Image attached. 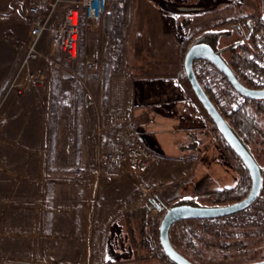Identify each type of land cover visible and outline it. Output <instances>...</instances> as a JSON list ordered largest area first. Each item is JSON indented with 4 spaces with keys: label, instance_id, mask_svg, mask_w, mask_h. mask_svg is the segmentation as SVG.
Instances as JSON below:
<instances>
[{
    "label": "rangeland",
    "instance_id": "1",
    "mask_svg": "<svg viewBox=\"0 0 264 264\" xmlns=\"http://www.w3.org/2000/svg\"><path fill=\"white\" fill-rule=\"evenodd\" d=\"M32 2L34 0H8L0 3V131L2 130L0 134L6 133L7 135L6 137L0 136V264L5 261L39 264H133V250L126 248L120 240H115V243V241L112 242V239H107L105 249L101 248L100 243H96L97 246L92 244L86 247L83 241V231L85 230L82 224L83 218L77 209L75 212L78 213L74 212V215L66 216L65 206L68 203H58L57 205L60 208L58 209V222L67 229L66 234L54 235L56 239H59L58 241L46 240L44 235L39 234L37 237L39 248L30 250L29 237L24 238L17 233V152L15 153L16 148H14L17 147V144L10 135L13 134L14 127L18 130L20 123L23 128L36 129L37 124L39 125L41 119L45 117L49 98L53 96L55 99L61 100L68 93L71 81L70 76L65 72V67L68 66L65 63L64 67L59 68L45 64L43 65L44 71L47 73L45 86L32 87L23 94L11 92L6 98L4 97L12 74L24 54L30 22V17L26 14V7ZM194 2H197V6L192 5L191 0H106L102 25L99 29L91 30L81 23L79 29L80 56H88L95 63L93 70L87 73L84 72L81 63L75 66V70L80 76L98 77L88 83L93 99L102 102L104 107L109 99L113 98L119 101L117 88L120 81H127L128 77L125 72L115 73L116 71H113L116 61L114 54L119 52L120 55H125L127 51L125 39L121 43L104 37L103 32H106L111 20L117 24L116 27L119 26L118 33L125 38L130 25L137 19L142 27L138 38L146 36L147 52L156 54L160 45L159 39H173L176 36L179 37L181 33L190 37L206 30L221 32L218 46L224 47L243 38L247 32V25L245 23L236 24L233 22L235 19L246 15L264 16V0H194ZM150 38H154L155 43H152ZM244 45L249 46V40L244 41ZM224 57L228 60L227 52L224 53ZM54 59L57 63L61 62L59 51L56 48H54ZM177 66L183 77V68L179 62ZM105 67L107 69L109 67V71L107 70L106 73L104 72ZM111 72L114 73L111 74ZM97 80H101V84H96ZM188 85V82L185 81L184 86L187 88ZM188 93L195 99L191 90H188ZM21 104L23 108L17 114H21L24 122L18 118L14 123L11 121L12 114ZM199 107L203 111L202 116H204L207 126L212 128L215 142L219 143L232 167L238 171V157L231 149H225L221 136L213 127L200 104ZM116 110L121 111L120 108ZM257 119L258 123L264 127L263 115H258ZM252 149L255 150V145H252ZM252 152L254 156H258L257 160L264 168L263 153ZM99 168L114 175L112 178L118 174V172H112L105 167L99 166ZM146 173L133 171L130 174L134 179L142 182L145 180L144 174ZM146 188H148L144 198L145 201L147 200L146 203L148 199L154 198V195L162 200L160 191L156 187ZM138 191L139 188L135 187L132 196L134 203L141 197L142 192L138 193ZM211 199L208 195L197 198L202 204H212L210 203ZM145 201H143V205L146 204ZM161 213L162 211L157 212L152 217L151 233L154 238L155 250L147 260L156 259L164 264H171L159 255L157 225ZM182 225L188 226L200 238L197 240V245L198 252L202 254L201 258L185 246V241L180 235ZM93 228L97 229V227ZM112 229H116V226H113ZM169 232L171 243L176 250L198 264H242L259 260L264 256V236H259V234L249 233L244 237L230 229L204 231L200 227L199 221L194 219L185 220L182 224L176 222ZM43 241H48V243L43 244ZM237 241L245 243V249L230 248L224 252L220 250L221 247Z\"/></svg>",
    "mask_w": 264,
    "mask_h": 264
},
{
    "label": "crops",
    "instance_id": "2",
    "mask_svg": "<svg viewBox=\"0 0 264 264\" xmlns=\"http://www.w3.org/2000/svg\"><path fill=\"white\" fill-rule=\"evenodd\" d=\"M191 4L197 6L194 0ZM134 21L125 38L118 30L115 32V23L112 22L103 32L104 37L110 40L122 43L125 39L126 42V54H114L117 65L113 71L128 74L127 81H120L117 88L119 101L109 99L104 107L102 102L93 99V105L84 108L90 90L88 83L98 78L86 76L85 87L70 81L69 91L61 100L53 96L49 98L45 117L36 129L23 128L20 123L18 130L14 127L10 135L17 144L14 147L17 152V233L24 238L29 237L30 250L39 248V234L44 235L46 240L58 241L54 235L67 233L66 227L60 225L57 219L58 203H68L65 206L66 216L79 212L83 218L86 247L100 243L105 249L106 240L112 239V242L120 240L132 250L125 222L126 210L144 204L146 187H156L160 191L162 187L188 177L198 162L197 155L170 156L164 150L148 145L157 158L144 174L142 182L131 176L132 170L118 172L112 178L114 175L99 168L96 162L98 148L110 128L130 121L135 129L136 111L147 101V82L177 81L197 112L203 115L196 99L188 93L189 85L187 88L184 86L187 81L185 75L182 77L177 69L178 62L182 66V46L187 35L181 33L173 39H159L158 53L151 54L147 52L146 36L138 38V33L142 32L139 21ZM150 40L155 43L154 38ZM97 83L101 84V80ZM22 108L21 104L12 114L11 121L15 123L19 118L24 122L21 114H17ZM118 108L121 111L116 110ZM173 123L170 122L169 126ZM0 136L7 135L2 133ZM135 187L139 188L138 193L142 192L136 203L132 198ZM76 209L78 212H75ZM113 226L116 229H112ZM46 243L48 241H43V244ZM133 260V264H164L156 259L138 260L135 256Z\"/></svg>",
    "mask_w": 264,
    "mask_h": 264
},
{
    "label": "water",
    "instance_id": "3",
    "mask_svg": "<svg viewBox=\"0 0 264 264\" xmlns=\"http://www.w3.org/2000/svg\"><path fill=\"white\" fill-rule=\"evenodd\" d=\"M246 24L244 37L224 47L218 46L221 36L219 31L206 30L196 35L185 49L182 67L196 101L246 169L250 179L248 192L242 199L226 204H202L197 200L200 195L234 189L240 175L230 164L219 143L215 142L212 128L207 126L205 118L197 112L179 83L175 80L147 82L146 104L136 111L135 130L139 138L147 147L153 145L170 156L197 155L198 162L188 177L160 190L162 200L154 196L157 203L149 199L145 205L126 210L125 222L134 256L138 260L150 258L155 250L151 224L160 206L163 211L157 225L159 247L174 264H194L171 243V226L180 220L216 218L239 212L252 204L262 188L264 168L227 119L215 108L193 71L196 60H206L227 78L237 93L246 99H264V88L246 85L224 57V53L249 40L252 26L249 21ZM172 121L174 123L170 128L169 123ZM242 264H264V258Z\"/></svg>",
    "mask_w": 264,
    "mask_h": 264
},
{
    "label": "built area",
    "instance_id": "4",
    "mask_svg": "<svg viewBox=\"0 0 264 264\" xmlns=\"http://www.w3.org/2000/svg\"><path fill=\"white\" fill-rule=\"evenodd\" d=\"M8 0H0V3ZM106 0H34L26 7L30 17L24 54L10 79L6 96L13 92L23 94L32 87H43L47 73L43 65L65 67L72 84L86 86V75L80 76L75 66L82 64L85 73L93 70L94 60L80 56L79 29L81 23L91 30L102 25ZM253 44L261 54L257 61L259 70L242 67L239 78L256 88H264V36L256 33ZM54 48L59 51L60 63L54 59ZM193 71L209 99L227 119V116L242 105L245 97L237 93L227 78L211 63L199 59L193 63ZM93 105V96L87 93L84 108ZM156 154L139 138L130 123L125 121L110 128L97 151V164L112 172L132 170L146 172L155 162ZM154 199V198H150ZM154 203L157 201L154 199ZM163 211L160 206L159 212ZM204 231L234 230L246 237L249 233L264 236V182L256 199L247 208L222 217L198 220ZM1 264H39L34 262L5 261ZM45 264V263H41Z\"/></svg>",
    "mask_w": 264,
    "mask_h": 264
},
{
    "label": "trees",
    "instance_id": "5",
    "mask_svg": "<svg viewBox=\"0 0 264 264\" xmlns=\"http://www.w3.org/2000/svg\"><path fill=\"white\" fill-rule=\"evenodd\" d=\"M247 21H249L250 25L252 26V31L249 38L250 45L248 46L242 44L227 52L228 53L227 61L231 66V68L237 74H238V70L242 67H248L256 71L259 70L257 61L261 59L262 53L258 52L256 46L253 44V36L256 33H260L262 34V36H264V16L246 15L241 17L240 19L239 18L235 19L233 22H236V24L237 23L246 24ZM111 22L114 23L113 20H111ZM116 26L117 24H114L115 32L119 28V26L118 27ZM196 35L198 34L188 37L183 42L182 56L185 52L187 45ZM116 65L117 64H115L114 68H116ZM104 72L105 73L107 72V67H105ZM246 85L252 88H256L255 86H253L248 82H246ZM261 114L264 117V99H260V100L245 99L242 105L234 109L227 116V121L237 132V134L243 139V141L247 144V146L251 149V151H255L257 153H263L264 155V127H262L258 123V119H257V116ZM221 141L225 145V149L230 150L228 145L224 143L222 139ZM252 145H255V150L252 149ZM255 158L258 159V156L255 155ZM237 169L241 176L240 182L237 184V186L232 190H223L208 195V197L212 198L210 200V203L221 204V203L235 202L242 199L246 195L250 186V179L246 169L244 168L240 160H238ZM263 180H264V173H263ZM177 222L182 224L185 222V220H180ZM174 224L171 226L170 230L172 229ZM180 232H181L180 235L183 237V240L185 241V246L188 247L191 251H193V254L201 258L202 254L198 252L199 250L197 245V240H200V238L197 237V235H195L190 230V228L185 225H182ZM245 247H246L245 243H243L242 241H237L232 244H227L223 248L221 247L220 250H223V252L230 248L236 250H242L245 249ZM159 255L163 260L165 259L169 263L174 264L165 256V254L160 248H159ZM263 258L264 256H262L260 259ZM190 261L193 262L194 264H198L197 262L191 259Z\"/></svg>",
    "mask_w": 264,
    "mask_h": 264
},
{
    "label": "flooded vegetation",
    "instance_id": "6",
    "mask_svg": "<svg viewBox=\"0 0 264 264\" xmlns=\"http://www.w3.org/2000/svg\"><path fill=\"white\" fill-rule=\"evenodd\" d=\"M200 196H203L204 197V195H200ZM205 196H207V195H205Z\"/></svg>",
    "mask_w": 264,
    "mask_h": 264
}]
</instances>
